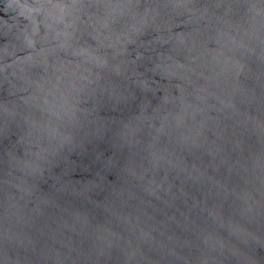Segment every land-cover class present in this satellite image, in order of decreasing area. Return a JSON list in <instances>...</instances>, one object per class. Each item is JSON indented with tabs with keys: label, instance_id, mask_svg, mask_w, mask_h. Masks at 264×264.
I'll list each match as a JSON object with an SVG mask.
<instances>
[{
	"label": "clouds",
	"instance_id": "9594fccd",
	"mask_svg": "<svg viewBox=\"0 0 264 264\" xmlns=\"http://www.w3.org/2000/svg\"><path fill=\"white\" fill-rule=\"evenodd\" d=\"M18 7L25 46L41 23L60 43L0 103V264H264V121L229 141L226 182L181 163L216 154L209 111L233 106L241 57L264 61V0ZM206 179L179 223L146 212Z\"/></svg>",
	"mask_w": 264,
	"mask_h": 264
},
{
	"label": "water",
	"instance_id": "95a60500",
	"mask_svg": "<svg viewBox=\"0 0 264 264\" xmlns=\"http://www.w3.org/2000/svg\"><path fill=\"white\" fill-rule=\"evenodd\" d=\"M34 2L35 0H0V103L16 100L22 94L18 92V86L24 82V78L38 70L36 61L51 55L55 46L60 43L52 38V30L43 23L37 25L38 32L31 46H25L18 38L20 30L31 23L20 15L18 5ZM62 2L67 3L70 0ZM159 47L163 50L168 45ZM24 57L30 58L23 59ZM240 65L235 77L238 92L233 98V106L224 111L211 110L208 113L209 127L212 129L208 136L210 141H214L210 146L216 154L211 155L202 149H195L181 162L188 166L195 165L205 172L206 178L222 182H226L228 178L227 164L224 161L231 154V138L241 136L246 139L255 135L248 126V121H264V100L260 97L261 87L264 86V61L258 56L248 54L241 57ZM174 176L175 173L172 174ZM211 179H206L205 184H181L180 180H174L173 195L165 196L162 201L148 197L151 205L146 206L145 210L157 221L170 225L179 223L189 213L190 206L195 201L205 199Z\"/></svg>",
	"mask_w": 264,
	"mask_h": 264
}]
</instances>
